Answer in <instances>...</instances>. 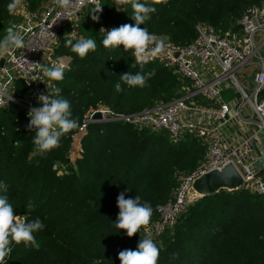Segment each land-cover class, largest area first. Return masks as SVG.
Returning a JSON list of instances; mask_svg holds the SVG:
<instances>
[{
	"label": "trees",
	"instance_id": "trees-1",
	"mask_svg": "<svg viewBox=\"0 0 264 264\" xmlns=\"http://www.w3.org/2000/svg\"><path fill=\"white\" fill-rule=\"evenodd\" d=\"M26 11L40 12L51 0H23ZM0 0V40L10 26L18 29L19 14L9 15ZM147 2L156 11L141 27L177 46L198 38L197 24L205 22L219 34L240 31L239 20L245 11L264 0H167ZM103 10L99 21L91 18L95 5L78 18L73 43L80 37L94 39L97 48L86 57L66 47L60 36L53 58L69 57L62 81L46 77L60 96L71 105L73 118L82 124L92 109L107 107L115 114H135L180 96L182 76L173 65L158 58L140 66L131 50L123 46L105 48L104 24L113 28L135 24L131 5L118 11L115 0H100ZM86 9V10H87ZM85 11V10H84ZM86 24L81 25V20ZM50 62L45 67H51ZM155 74L140 88L115 84L120 74ZM29 85L15 82L13 95L25 98ZM264 96V92H263ZM28 110L10 103L0 110V183L6 184L9 203L27 222L39 219L44 228L34 234L39 249L14 241L5 264H121L119 252L137 250L140 239L150 235L160 249L158 264H264V195L246 188L220 191L190 200L173 223L164 222L160 207L175 200L179 176L188 174L203 162L206 147L193 135L173 141L166 130L113 120L91 122L81 139L82 152L71 160L74 135L66 133L59 147L41 156L34 150L29 130ZM19 141V146H17ZM62 171V172H60ZM128 189L129 191H125ZM141 197L153 208L149 225L128 237L115 222L117 197ZM34 205L31 212L27 205ZM169 223V224H168ZM178 253V258L173 254Z\"/></svg>",
	"mask_w": 264,
	"mask_h": 264
},
{
	"label": "built area",
	"instance_id": "built-area-1",
	"mask_svg": "<svg viewBox=\"0 0 264 264\" xmlns=\"http://www.w3.org/2000/svg\"><path fill=\"white\" fill-rule=\"evenodd\" d=\"M93 5L91 0H71L68 8H62L51 0L46 9L28 12L22 0L17 14L22 16L18 30L25 38V48L0 53V61L5 58L0 66V110L10 103L28 111L43 106L37 97L47 94V84H51L42 68L61 60L53 58L60 30ZM239 24L240 31L219 34L199 22L197 40L186 46L163 39L166 47L152 58L173 65L181 74L180 96L135 114H115L107 107L92 109L74 135L73 145L77 136L86 134L91 122L124 120L166 130L173 141L188 134L198 137L206 147L204 160L196 170L179 176L175 200L160 207L164 222L173 223L187 207L197 177L229 164L243 177L240 188L264 195V2L248 8ZM102 28L110 31L113 27L107 23ZM173 51L180 52L177 58ZM238 72H243L242 81ZM19 79L30 87L29 94L21 99L13 95ZM98 111L102 118L94 120L92 116ZM79 150L82 152V145Z\"/></svg>",
	"mask_w": 264,
	"mask_h": 264
},
{
	"label": "clouds",
	"instance_id": "clouds-1",
	"mask_svg": "<svg viewBox=\"0 0 264 264\" xmlns=\"http://www.w3.org/2000/svg\"><path fill=\"white\" fill-rule=\"evenodd\" d=\"M95 8L91 13L94 21H99V13L102 12L103 6L99 0H91ZM22 0H11L7 4L9 15H15ZM56 5L62 8H68L71 0H54ZM152 3H167V0H152ZM131 5L133 10L132 19L135 24H123L119 27L112 28L110 31L101 28L100 31L106 33L102 44L105 48H116L123 46L125 51L131 50L135 60L141 67L149 63L152 54L162 51L166 45L162 38L150 33L146 27H141L151 19V13L156 9L147 2L141 3L139 0H115L118 11L123 5ZM66 47L71 51L84 58L90 51H95L97 44L94 39L80 37L73 43L74 37L67 34L64 37ZM150 48V46H153ZM25 38L21 31L10 26L6 29V35L0 40V53H7L11 50L24 49ZM67 65L63 60L52 64L51 67H43L42 71L46 77L53 81H62L64 79ZM155 74L154 70L148 73L131 72L120 74V81L115 84V90L122 92V84L129 87L143 88L147 86V81ZM48 85L47 94L41 93L37 99L42 102L43 106L30 108L28 116L30 122L27 125L29 130H35L32 138L34 150L37 154L44 156L53 148L59 147L62 136L79 127L78 117L73 118L71 105L67 99L60 96L61 89ZM19 146V141H17ZM7 185L0 183V191H7ZM125 191H129L126 189ZM119 213L115 226L118 229L126 230L128 237L134 236L142 227H147L153 215V208L150 202L141 201L137 195L135 198H125L124 192L117 197ZM34 205L29 203L27 211L31 212ZM44 228V224L36 219L27 222V217H21L14 211L13 206L9 203L6 195H0V264H5L6 257L12 252L10 246L14 241L16 244L24 243L25 247L39 249L40 244L33 233ZM178 253L173 254V258H178ZM160 249L150 235L140 239L137 250L126 249L119 252L121 264H158Z\"/></svg>",
	"mask_w": 264,
	"mask_h": 264
},
{
	"label": "water",
	"instance_id": "water-1",
	"mask_svg": "<svg viewBox=\"0 0 264 264\" xmlns=\"http://www.w3.org/2000/svg\"><path fill=\"white\" fill-rule=\"evenodd\" d=\"M172 53L175 58L180 54L179 51H173ZM4 62L5 58L2 57L0 66H3ZM41 85L44 86V83H41ZM92 118L94 120H99L102 118V113L98 111L92 116ZM242 184V175L233 164H229L223 169L211 170L197 177L189 191L190 200L196 197L216 193L221 189L235 190L240 188Z\"/></svg>",
	"mask_w": 264,
	"mask_h": 264
},
{
	"label": "rangeland",
	"instance_id": "rangeland-1",
	"mask_svg": "<svg viewBox=\"0 0 264 264\" xmlns=\"http://www.w3.org/2000/svg\"><path fill=\"white\" fill-rule=\"evenodd\" d=\"M21 5H22V3H21ZM21 5L19 6V8L21 7ZM88 9H89V8H88ZM88 9L84 11V17H86V16L88 15ZM80 16H81V15H80ZM80 16H79V17H80ZM79 17H78V18H79ZM78 18H77L75 21L70 22L67 26L63 27V28L60 30V35H61V36H65L66 34H67L68 36H70V35H76V34H77L76 29H72V28L74 27V24L77 25V22L79 21ZM80 24H81V25L86 24L85 20H84V19L81 20ZM157 53H159V52H157ZM61 60H63L64 63H65L66 65L70 62V58H69V57H61ZM251 71H252V70H249L248 74H251ZM242 74H243V72H238V73L236 74L237 77H238L241 81L243 80V76H242ZM251 78H252V76L249 77L248 79L250 80ZM246 85H247V84H246ZM224 96H225L226 99L229 98V97H227L226 95H224ZM81 139H82V136H80V135L77 136V139L75 140V145H73V147H74L73 152H72V150H71V155H70L71 160H74L75 158H77V157L80 155V152H81V151L79 150V147L81 146V143H80ZM60 172H62V171H60ZM197 193H198V192H197ZM189 197H190V195H189ZM21 217L23 218V217H25V216H22V215H21Z\"/></svg>",
	"mask_w": 264,
	"mask_h": 264
}]
</instances>
